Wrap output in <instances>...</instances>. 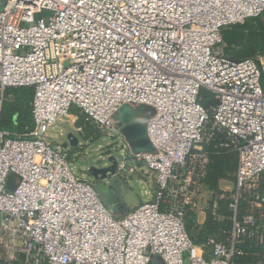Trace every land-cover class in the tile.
I'll list each match as a JSON object with an SVG mask.
<instances>
[{
  "label": "built area",
  "instance_id": "2783aa9c",
  "mask_svg": "<svg viewBox=\"0 0 264 264\" xmlns=\"http://www.w3.org/2000/svg\"><path fill=\"white\" fill-rule=\"evenodd\" d=\"M263 14L264 0H0V264H235L247 243L264 264V54L237 61L221 47L225 29ZM20 88L34 91L33 123L12 137L1 119ZM124 106L154 110L152 152L131 151ZM72 116L94 130L85 145L115 141L153 176L150 201L115 219L75 176L48 140ZM228 154L234 189L212 192L211 159ZM204 201L220 223L228 202L231 227L197 244L188 225Z\"/></svg>",
  "mask_w": 264,
  "mask_h": 264
},
{
  "label": "rangeland",
  "instance_id": "374dc122",
  "mask_svg": "<svg viewBox=\"0 0 264 264\" xmlns=\"http://www.w3.org/2000/svg\"><path fill=\"white\" fill-rule=\"evenodd\" d=\"M251 25H253V28H247L245 36H232L223 39L221 47L230 58L242 59L246 57H255L258 53L264 54V15ZM206 91L207 90H203L201 92L200 103L207 100L206 98L209 91ZM209 93L212 94L211 92ZM9 103L16 106L20 105L22 109L27 110L31 107L30 104H27L26 99L20 91L11 92ZM134 109V114L137 116L138 120L137 122L146 130L149 119L153 115L152 108L139 106ZM137 109L138 111H136ZM124 111L125 110H123V112ZM77 126L78 124H75V126L72 124L71 119H66L62 123H58L55 127L48 129V140L64 145L69 144V135L73 134L77 138L80 147H75L73 154H70V167L75 176L85 179L93 185L101 202L115 219H121L123 216L127 215L132 208L139 205V202L141 204L146 203L153 198L157 189L153 176L143 175L142 169L130 160H126L124 157L128 155V151H126L122 145L115 141H110L98 134L90 144L85 145L86 139L83 137L84 133H82L83 135L79 134L76 131V128H78ZM84 132L87 134V129H85ZM89 133L94 134V130L89 131ZM68 150L70 152L72 150L70 145ZM110 156L115 157L119 164L124 163V168H121L115 175H109L106 179L95 180L90 171L91 168H105L110 164L108 161ZM130 167H134L135 171H130ZM237 167V155L228 154L215 157L211 173L216 181L214 182L217 184V190L225 193H231L233 191ZM16 182L17 177L12 176V184L15 185ZM245 203H247V200L244 204ZM244 209L245 206H243L242 211H244ZM226 216V230L229 231L231 227V222L228 220L229 213H227ZM203 241L204 240L197 244ZM257 252V250L255 251L254 244H244L240 258L249 255L258 258Z\"/></svg>",
  "mask_w": 264,
  "mask_h": 264
},
{
  "label": "trees",
  "instance_id": "16d2710c",
  "mask_svg": "<svg viewBox=\"0 0 264 264\" xmlns=\"http://www.w3.org/2000/svg\"><path fill=\"white\" fill-rule=\"evenodd\" d=\"M260 17L255 18V19H251V20L247 21L244 25H236V26H232V27L225 29L223 31V39L224 38L227 39V38L232 37V36H245V34L247 32V28H249V27L253 28V25H251V24L255 23ZM247 34H250V33H247ZM226 56H228V55H226ZM246 58H253V57H246ZM230 59H232V58H230ZM242 59H245V58H242ZM242 59H232V60L238 61V60H242ZM12 91H20L23 94V97L26 99L27 104H30V106H31L33 96H34V91L32 88H20V89H16V90H12ZM206 92H208V91H206ZM202 95H203V93H202ZM206 99H207L206 101L201 102V104L206 109L215 105V103H216L215 98L209 92H208V96ZM31 111H32L31 107L29 110L22 109L20 107V105L16 106V105H13V104H10L9 102H7L4 106L3 115H2V119H1L2 130L9 132L12 137H16L18 135L25 133L27 129L32 128L33 121H32ZM233 155H235V154H233ZM215 157H213L211 159V164H210V167L208 170V176L206 179V185L208 186L210 191L215 192V193H220L221 191L217 190V184L215 183L216 181L212 177V173H211L212 164H213V160L215 159ZM12 186H14V185L12 184V177H11L10 181H9V187L11 188ZM261 188L264 189V181H262ZM227 205H228V202H222L221 203L220 211H219L220 214L229 213L228 209H227ZM226 223L227 222L220 223V222L215 221L213 219L211 213L208 212L207 222L201 228L203 234L201 232V234H199L198 237H196L197 239L193 238V236L191 234V230H192V226L194 224V216H192L190 221H189L188 229H189L190 236H192L193 240L197 243V242H201V240H205V238L207 236H215V237L223 236V231L226 230ZM199 238L201 240H199ZM256 250L258 251L257 253L260 252L258 246L255 245V251ZM258 262H259V258L253 257L252 255H249L247 257L237 258L235 261V264H256Z\"/></svg>",
  "mask_w": 264,
  "mask_h": 264
},
{
  "label": "water",
  "instance_id": "95a60500",
  "mask_svg": "<svg viewBox=\"0 0 264 264\" xmlns=\"http://www.w3.org/2000/svg\"><path fill=\"white\" fill-rule=\"evenodd\" d=\"M123 110H125L123 112ZM153 110V109H152ZM120 116L117 115L119 122L122 124V134L124 135L126 142L128 143L131 151L134 154L149 153L153 151V145L147 136V129H143L137 122V116L134 114L135 109L129 106H124L120 109ZM138 111V109L136 110ZM133 113V114H132ZM154 114V110H153ZM73 135L68 136L69 144H65L67 149L69 145L71 147H77V139L73 143ZM109 165L102 169L91 168V173L95 180L106 179L109 175H115L119 170L120 164L116 161L115 157L110 156L108 158ZM150 264H163L159 258H154Z\"/></svg>",
  "mask_w": 264,
  "mask_h": 264
},
{
  "label": "crops",
  "instance_id": "0c3cea01",
  "mask_svg": "<svg viewBox=\"0 0 264 264\" xmlns=\"http://www.w3.org/2000/svg\"><path fill=\"white\" fill-rule=\"evenodd\" d=\"M120 112L121 111H119L117 114H116V116H115V118H116V120L117 121H119L118 120V117H117V115H119L120 114ZM74 117L72 116L71 117V122H72V124L75 126V124H78V126L77 127H79L81 124V122H74ZM83 125V124H82ZM76 131L78 132V128H76ZM89 131H93L92 129H89ZM89 131H88V128H87V134L84 132V135L82 134V132H78L79 134H81V135H83V137L86 139L87 138V136L86 135H91L92 133H89ZM73 135V134H72ZM73 137H75L74 135H73ZM75 139H77L76 137H75ZM74 138H73V143H75L76 142V140H75ZM78 141V140H77ZM78 146L80 147V143H79V141H78ZM65 145V144H64ZM69 148V147H68ZM68 148H67V151L69 152V157H70V154H73V150H75V147H71L72 148V150H71V152L68 150ZM143 204V203H142ZM139 205H141V203L139 202ZM139 205H137V206H135L134 208H132L131 210H130V212L132 211V210H134L135 208H137ZM130 212H128V213H130ZM127 213V214H128ZM124 217V216H123ZM207 217H208V212H207V202H202L201 203V206H200V208H199V210H198V212H197V214H195V216H194V224H193V226H192V230H191V234H192V236H193V238H195V239H197L196 237H198V235L199 234H201V232H202V227L206 224V222H207ZM202 234H203V232H202ZM219 238H224L223 236H218ZM199 240H201L200 238H199ZM202 241V240H201ZM197 243H199V242H197Z\"/></svg>",
  "mask_w": 264,
  "mask_h": 264
}]
</instances>
